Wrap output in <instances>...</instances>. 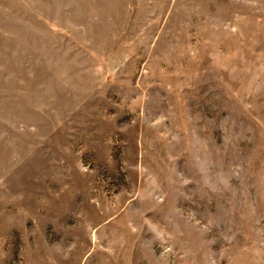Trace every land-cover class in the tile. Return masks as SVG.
Segmentation results:
<instances>
[{
  "label": "rangeland",
  "instance_id": "rangeland-1",
  "mask_svg": "<svg viewBox=\"0 0 264 264\" xmlns=\"http://www.w3.org/2000/svg\"><path fill=\"white\" fill-rule=\"evenodd\" d=\"M0 264H264V0H0Z\"/></svg>",
  "mask_w": 264,
  "mask_h": 264
}]
</instances>
